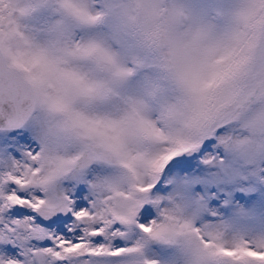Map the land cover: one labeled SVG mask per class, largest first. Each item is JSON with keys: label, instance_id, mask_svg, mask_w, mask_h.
Listing matches in <instances>:
<instances>
[{"label": "snow or ice", "instance_id": "6c2138e0", "mask_svg": "<svg viewBox=\"0 0 264 264\" xmlns=\"http://www.w3.org/2000/svg\"><path fill=\"white\" fill-rule=\"evenodd\" d=\"M0 264H264V0H0Z\"/></svg>", "mask_w": 264, "mask_h": 264}]
</instances>
